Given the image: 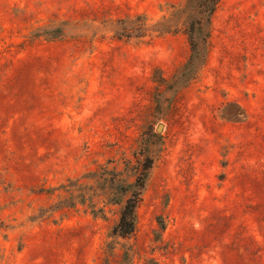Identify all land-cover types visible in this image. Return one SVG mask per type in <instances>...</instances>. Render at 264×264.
<instances>
[{
  "label": "rangeland",
  "instance_id": "374dc122",
  "mask_svg": "<svg viewBox=\"0 0 264 264\" xmlns=\"http://www.w3.org/2000/svg\"><path fill=\"white\" fill-rule=\"evenodd\" d=\"M185 2L0 0V264H264V0L220 1L186 87L182 29L115 34ZM141 154L137 232L107 253L120 208L93 174Z\"/></svg>",
  "mask_w": 264,
  "mask_h": 264
},
{
  "label": "trees",
  "instance_id": "16d2710c",
  "mask_svg": "<svg viewBox=\"0 0 264 264\" xmlns=\"http://www.w3.org/2000/svg\"><path fill=\"white\" fill-rule=\"evenodd\" d=\"M221 0H186L183 6L173 7L169 17L152 25L144 15L118 20L115 34L119 39L144 38L151 34H169L181 29L188 37L191 55L189 61L175 76L174 85L186 87L195 80L206 65L211 48L212 20ZM61 28L44 29L35 32V37L49 36L50 40L60 37ZM159 105V102H157ZM146 145V144H145ZM152 169V161L146 154H141L135 162L126 161L123 171L102 167L93 174L94 190L102 192L111 203L119 206V221L112 231L113 241L106 246L107 253H113L118 240H130L137 232L138 209L143 199ZM63 204V203H61ZM59 209L65 208V206ZM73 207V206H69ZM103 211V210H101ZM124 253L120 264H132L138 253L128 246H123ZM105 264H110L106 259ZM148 264H158L150 260Z\"/></svg>",
  "mask_w": 264,
  "mask_h": 264
},
{
  "label": "water",
  "instance_id": "95a60500",
  "mask_svg": "<svg viewBox=\"0 0 264 264\" xmlns=\"http://www.w3.org/2000/svg\"><path fill=\"white\" fill-rule=\"evenodd\" d=\"M162 128H163V126L160 125V126L158 127L157 131L160 132V130H161Z\"/></svg>",
  "mask_w": 264,
  "mask_h": 264
}]
</instances>
